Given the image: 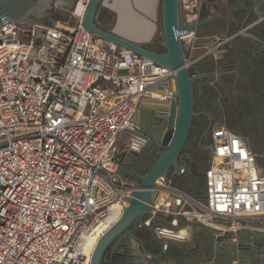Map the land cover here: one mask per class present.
Segmentation results:
<instances>
[{"label":"built area","instance_id":"2783aa9c","mask_svg":"<svg viewBox=\"0 0 264 264\" xmlns=\"http://www.w3.org/2000/svg\"><path fill=\"white\" fill-rule=\"evenodd\" d=\"M89 1L58 0L54 22L1 26L0 264H91L98 226L116 215L95 244L137 188L118 138L131 134L139 150L148 142L140 117L174 99L176 70L86 29ZM195 37L193 29L181 38L191 48ZM211 138L205 197L161 177L152 214L190 215L217 238L264 231L258 154L225 125L212 126Z\"/></svg>","mask_w":264,"mask_h":264},{"label":"water","instance_id":"95a60500","mask_svg":"<svg viewBox=\"0 0 264 264\" xmlns=\"http://www.w3.org/2000/svg\"><path fill=\"white\" fill-rule=\"evenodd\" d=\"M160 1H162V27L160 33L163 37L162 46L166 49L164 52L149 48L143 41L121 36L114 30L108 31L101 28L96 15L99 7L104 4L103 0H90L83 18V23L91 34L97 35L108 43L111 42L132 50L138 55H144L173 71L176 70L173 80L176 81L177 86V90L173 94L174 99L171 102L167 101L169 103L167 108L159 104L156 110L150 111L164 118V131L158 140L156 141L153 135L141 129L142 133L148 136L155 146L162 149V152L145 173L131 166L127 167L131 169L133 179L139 181L137 188L132 190L129 205L124 208L122 216L99 238L91 256V264H102L105 252L116 240L124 243L122 246H125V243L127 244L133 238L141 242L144 252L162 259L179 255L181 246L188 241L175 239L190 233V226L185 223L186 221H183L179 226L163 222L158 225H146L151 227L156 241L160 244L158 254L146 249L141 238L135 233L138 228L146 227L145 222L152 215V204L158 195L154 189L157 180L161 177L167 178L171 169L179 172L183 166H186L180 163L179 158L190 134L193 118L198 114L195 111L194 81L201 75L192 73L190 64L187 62V53L190 51V46L184 44L181 37L189 34L191 30L203 23L199 19L200 16L204 15L201 7L204 8L205 6L202 0ZM181 4L184 5L185 18L183 23ZM53 10L54 6L50 4L49 0H0V29L2 25L11 21H15L20 25L28 24V22L38 19L44 14H51ZM260 16L264 18V13H261ZM210 127L211 124L208 128L210 129ZM212 150L213 145L211 154ZM187 222L189 221L187 220ZM193 222L195 223L196 220L193 219ZM155 227L163 229L160 233H157Z\"/></svg>","mask_w":264,"mask_h":264},{"label":"flooded vegetation","instance_id":"af4514ba","mask_svg":"<svg viewBox=\"0 0 264 264\" xmlns=\"http://www.w3.org/2000/svg\"><path fill=\"white\" fill-rule=\"evenodd\" d=\"M64 1L65 2L62 1L64 4L72 6L75 0ZM49 2L54 6V10L51 14H48V17H44L43 20L52 22L53 20L50 16L57 11L58 0H49ZM201 8L203 9V7ZM253 17L254 14L250 13L246 17V21L252 20ZM235 26L236 21L232 20L228 22L229 29H234ZM156 49L157 50H153L160 52L166 51L163 46H159ZM213 72H215V70L211 69L209 65L202 63H196V69L192 71L195 75H201L194 81V94L196 96L195 111L198 112V114L193 118L192 127L197 119H200L201 122L199 128L203 126L207 127L209 124H211L212 127L213 123L216 122L226 123L234 128L236 132L244 135L248 142L254 140L264 144V78H262L263 80L256 77L251 79L250 81L254 86L246 92H242L241 88H239L241 79H238L233 71L230 73L223 72L219 77H215ZM255 84L261 85L255 86ZM197 91H200V96H204L205 98L204 101L198 103V106ZM208 96L210 97L208 98ZM146 117V124L141 125L142 130H146L153 135L157 141L164 131V118L150 111L146 113ZM148 140L147 143L155 148L154 156L148 163V166H151L161 154L162 149L155 146L150 141L149 137ZM257 154L258 159L259 156H264V145L260 153ZM173 172L175 171L173 170ZM157 228L158 227H155V231L160 233L157 231ZM152 231L151 227L146 226L138 228L135 233L141 238L146 249L158 254L160 252V244L156 241ZM203 231L206 232L208 230L202 227V232ZM203 236L200 235V238L195 240L194 243L187 241L181 246L179 255H173L163 259L165 261L171 259L167 264H201V262L215 264L219 257L217 254L218 250H224L228 256L227 262L221 264H236L238 259H240L241 264L247 262L257 263L259 260L264 259V255L262 254L263 248L260 247L264 243V237L261 234L252 238L255 241L254 246L246 240L238 244L235 242V251L229 248L226 249V245L229 244L227 242L235 240L233 235L224 238L226 239L225 242L215 238L212 234ZM123 244L124 243H121L119 240H116L105 252L102 264H139L142 258L150 259V261L154 260L156 264H161L157 261L163 260L162 258H156L144 252L141 242L133 238H131L130 242L127 244L125 243V246H122ZM164 264H166V262H164Z\"/></svg>","mask_w":264,"mask_h":264},{"label":"crops","instance_id":"0c3cea01","mask_svg":"<svg viewBox=\"0 0 264 264\" xmlns=\"http://www.w3.org/2000/svg\"><path fill=\"white\" fill-rule=\"evenodd\" d=\"M157 2V0H103L102 5L113 10L117 18L115 25L109 30L147 44L153 40L157 31L155 17ZM202 2L205 6L204 15L200 16L199 20L203 23L194 29L196 35L200 33V44L191 46L187 53V62L209 65L215 70L213 72L215 77H219L223 72L233 71L238 79H241L239 88L242 92H246L254 86L251 79L264 78V21H262L264 18L260 16L264 13V0H202ZM250 13L254 14V17L247 22L246 17ZM232 20L236 21V26L234 29H229L228 22ZM218 21L222 22L221 26H213ZM259 85L261 84H255V86ZM196 93H198L197 103L205 100L204 96H200V91ZM222 124L221 126L225 125L236 132L226 123ZM248 143L253 149L251 141ZM123 173L126 178L133 179L127 167L123 168ZM205 195L204 176V193L200 197L203 198ZM183 221L192 228V235L188 241L194 243L200 238L202 227L197 221L194 223L190 215L154 216L152 214L145 222V226L158 225L162 222L179 226ZM162 229L158 227L157 231L160 232ZM170 260L163 259L157 262L167 264ZM149 261L150 259L142 258L139 264H151L150 262L156 264L154 260Z\"/></svg>","mask_w":264,"mask_h":264},{"label":"rangeland","instance_id":"374dc122","mask_svg":"<svg viewBox=\"0 0 264 264\" xmlns=\"http://www.w3.org/2000/svg\"><path fill=\"white\" fill-rule=\"evenodd\" d=\"M157 5L155 8V17H156V24H157V31H156V35L153 38L152 41L148 42L147 45L149 48L155 49L158 48L159 46H162V33L161 32V27H162V17H161V10H162V1L157 0ZM67 3V1H66ZM58 9V8H57ZM61 12H59V10H57L56 12H54V16H50L52 18V22L56 21V19L60 18ZM48 14H44V16L35 19V20H43L44 17H48ZM181 16H182V23L184 22V12H183V5L181 4ZM96 19L97 22L99 24V26L105 30L111 29L115 23H116V14L113 10H111L109 7H104L103 5H101L98 9L97 15H96ZM33 21V20H32ZM44 21V20H43ZM222 23V22H221ZM220 21L216 22L213 24V26H221ZM198 32V31H197ZM199 35L200 33L198 32V34L196 35L194 41H193V45H199L200 41H199ZM192 45V46H193ZM190 68L191 71H194L196 69V64H191L190 63ZM210 96H208L209 98ZM199 104L197 103V106ZM147 113V112H146ZM146 113L144 112L143 117H141V125L146 124L147 121V117H146ZM200 119H197L194 122V126L192 127V131L190 132L186 142H185V147L181 152V156L179 158L180 163L186 165V171L182 174H175L173 172V169H171L167 175L168 180L171 182L173 185H176L177 187L179 186L180 188L184 189L186 192L190 193L192 196H196L201 198L200 196L203 195L204 193V170L205 168L209 165L210 162V158H211V147H212V138H211V128L209 129L208 126H203L201 128L200 127ZM223 125L220 122H216L213 123L212 126L216 127V126H221ZM149 141V140H148ZM141 142V141H140ZM253 149L256 153H260L262 147H263V143L261 142H256L254 140L251 141ZM143 147H139L140 149H135L132 143V135L128 133L127 134H122V136L120 137L118 143H117V147L119 148V150L123 153L124 156V168L126 167H132L134 169L139 170L142 173H145L146 170L148 169V163L149 161H151L152 157L154 156V151L155 148L150 146L148 143L146 144H141ZM259 161H260V165L263 167L264 169V156H259ZM155 163V162H154ZM130 165V166H129ZM127 171L130 173L131 170L129 168H127ZM130 181L134 182V183H138L139 181L137 180H133V179H129ZM162 216V215H159ZM213 235L215 238L216 235L213 232H209V231H203L202 233H200V235ZM262 235L264 237V231L259 230H243L241 232L238 233H234V234H227V236L229 235H233L235 237V240L231 241V242H227L229 244L226 245V249L229 248L233 251L236 250V245L235 242L238 244L241 241H247L248 243H250L252 246L255 245V241L252 239L253 237ZM203 236V237H204ZM227 236H223V237H218V239H220L222 242H225ZM202 238V237H201ZM261 248H263L262 250V254L264 255V243L260 246ZM218 254V261H216L215 264H221V263H225L227 262V254L225 253L224 250H218L217 252ZM237 259V258H236ZM150 262V261H149ZM240 259L237 260L236 264H241L240 263ZM151 264H154L153 262H150ZM264 264V259L259 260L257 263L255 262H247L245 264ZM201 264H206L204 262H201Z\"/></svg>","mask_w":264,"mask_h":264},{"label":"bare ground","instance_id":"6f19581e","mask_svg":"<svg viewBox=\"0 0 264 264\" xmlns=\"http://www.w3.org/2000/svg\"><path fill=\"white\" fill-rule=\"evenodd\" d=\"M61 1L65 2L64 0H61ZM170 86H171V89H172L173 94H174L175 91L177 90L176 81H175V80H172ZM157 104H158V105H159V104H160V105H163L164 108H167L168 105H169V103H168L166 100L159 101V103H157ZM135 146H137V145H135ZM137 148H138V146H137ZM115 216H116V215H114V216H112L111 218H109L108 221H107V222H104L103 225L98 226V230L96 231L95 239H94V241L91 243V245H90V247H89V249H88V253H89V258H90V259H91V256H92V252L94 251V249H95V247H96V245H97V244H95V240L99 237V235L101 234L102 230H103L104 228H107V227L110 225V223L114 220ZM189 230H190V233H189V234H187V235H183V236H180L179 238H175V239H176V240H182V241H186V240H188V239L190 238V236L192 235V228L190 227Z\"/></svg>","mask_w":264,"mask_h":264},{"label":"trees","instance_id":"16d2710c","mask_svg":"<svg viewBox=\"0 0 264 264\" xmlns=\"http://www.w3.org/2000/svg\"><path fill=\"white\" fill-rule=\"evenodd\" d=\"M151 166H152V165H151ZM151 166H149L147 170H149ZM147 170H146V171H147Z\"/></svg>","mask_w":264,"mask_h":264}]
</instances>
